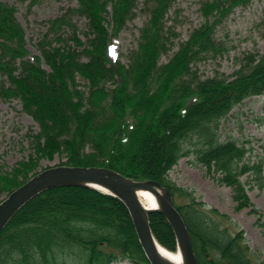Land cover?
Masks as SVG:
<instances>
[{
  "label": "trees",
  "instance_id": "obj_1",
  "mask_svg": "<svg viewBox=\"0 0 264 264\" xmlns=\"http://www.w3.org/2000/svg\"><path fill=\"white\" fill-rule=\"evenodd\" d=\"M249 1L202 0L206 22L161 62L174 43L166 18L174 0H144L149 18L125 64L113 60L110 43L135 18L141 0H77L49 20V32L37 43L40 54L33 57L16 6L0 0V98L20 99L39 125L35 155L0 173V194L36 174L42 157L65 153L60 164L105 166L137 180L159 181L172 193L200 264H264L253 258L244 230L229 214L169 175L181 157L190 156L207 175L232 188L237 210L252 207L259 213L264 232V215L242 179L252 174L264 188V156L252 159L250 139L221 134L222 120L236 105L264 96V55L246 52L231 76L202 77L197 69L199 61L225 49L214 37L217 24ZM75 16L87 19L86 41ZM150 226L163 246L178 249L175 231L161 212L150 214ZM122 258L151 264L126 204L84 185L42 191L0 234V264H111Z\"/></svg>",
  "mask_w": 264,
  "mask_h": 264
},
{
  "label": "rangeland",
  "instance_id": "obj_2",
  "mask_svg": "<svg viewBox=\"0 0 264 264\" xmlns=\"http://www.w3.org/2000/svg\"><path fill=\"white\" fill-rule=\"evenodd\" d=\"M3 1L16 6V14L25 29L31 57L40 54L37 43L49 32V20L77 5V0H37L35 4H31L32 0ZM143 1L141 0L142 4L135 18L128 21L118 35H112L110 55L113 60L119 58L128 64L129 51L137 47L141 28L149 18L148 13L142 9ZM201 2L202 0H174L166 16L167 24L172 28L171 36L174 43L172 49L162 56L161 62L168 61L179 48L180 42L187 40L194 29L206 22ZM211 20L213 21V18ZM74 21L80 29L82 39L86 41L87 19L75 16ZM63 33L65 39H68L67 28L63 29ZM214 37L225 49L219 54L212 53L198 62L197 69L202 77L214 76L217 73L231 76L240 67V60L246 52L264 55V0H250L233 8L215 27ZM79 81L81 87L87 89L86 81L83 79ZM263 104V95L247 97L236 105L221 123L223 139L232 136L252 141L253 160L264 156ZM38 131V123L24 111L20 99L0 98L1 174L10 172L18 163L35 155L33 135ZM66 160L65 153L55 154L53 159L42 157L38 160L35 171L40 172L52 166L63 165L60 163ZM33 173L32 171L31 175ZM169 175L179 185L195 189L199 199L208 206L229 214L240 229L244 230L253 258L264 261V232L263 227L257 224L260 215L255 213L252 207L237 210V202L233 199V190L230 186L221 184L207 175L205 168L195 164L190 156L181 157ZM242 179L246 183L252 202L264 215V188L256 184L252 174H244ZM7 195V191L2 192L0 199ZM178 202H185V198H179ZM111 264L136 263L128 258H122Z\"/></svg>",
  "mask_w": 264,
  "mask_h": 264
},
{
  "label": "water",
  "instance_id": "obj_3",
  "mask_svg": "<svg viewBox=\"0 0 264 264\" xmlns=\"http://www.w3.org/2000/svg\"><path fill=\"white\" fill-rule=\"evenodd\" d=\"M84 185L120 198L128 207L137 234L151 264H169L156 252V237L150 226V214L161 212L172 225L184 264H200L189 230L174 203L172 193L159 181L137 180L105 166L56 165L46 168L14 189L0 202V234L14 215L42 191L63 185ZM138 189L154 192L160 205L146 215L137 197ZM161 190L165 191V194Z\"/></svg>",
  "mask_w": 264,
  "mask_h": 264
},
{
  "label": "bare ground",
  "instance_id": "obj_4",
  "mask_svg": "<svg viewBox=\"0 0 264 264\" xmlns=\"http://www.w3.org/2000/svg\"><path fill=\"white\" fill-rule=\"evenodd\" d=\"M161 191L163 194H165L164 190ZM137 197L146 215L148 214L149 210L158 208L160 205L158 196L150 190L138 189ZM155 249L157 254L169 264H184V257L179 248L173 251L163 246L160 242L156 241Z\"/></svg>",
  "mask_w": 264,
  "mask_h": 264
}]
</instances>
